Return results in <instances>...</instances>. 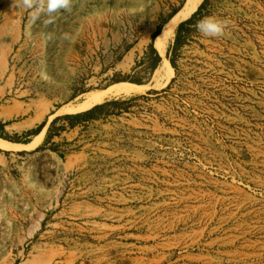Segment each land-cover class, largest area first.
Masks as SVG:
<instances>
[{
	"label": "rangeland",
	"instance_id": "374dc122",
	"mask_svg": "<svg viewBox=\"0 0 264 264\" xmlns=\"http://www.w3.org/2000/svg\"><path fill=\"white\" fill-rule=\"evenodd\" d=\"M202 1L161 54L186 0H0V143L28 141L0 146V264H264V0H219L222 35L192 32L175 73Z\"/></svg>",
	"mask_w": 264,
	"mask_h": 264
},
{
	"label": "trees",
	"instance_id": "16d2710c",
	"mask_svg": "<svg viewBox=\"0 0 264 264\" xmlns=\"http://www.w3.org/2000/svg\"><path fill=\"white\" fill-rule=\"evenodd\" d=\"M218 2L219 0H203L201 2V4L198 6L197 10L192 14V16L187 19L186 21L182 22L176 31L175 34V39H174V43L173 46L169 49V52L167 53V59L169 61V64L171 66V68L175 71V73H178L177 71V66H176V60H177V52L178 50L182 47V45L184 44V42L191 36L192 32H195L197 30V23L205 20V19H209L215 16V14H217L218 12ZM170 19V18H169ZM161 27H158L156 32L151 36V44L148 47V52L147 55L151 56V60L153 62V70L157 67L158 63L161 61V58L159 57V55L157 54V52L155 51V49L153 48V43L155 41V39L160 35L161 33ZM123 81H127L133 84H137L140 85L141 80L136 79L133 76H126L123 78ZM175 79H172L171 82L168 84V86L157 92V91H150L148 94H159V93H166L171 89L172 84L174 83ZM123 102L118 101V100H112L109 102H105L101 105H96L93 108H91L90 110L77 114V115H72V116H65L64 120L67 121H81V122H90L93 120H96L100 117L106 116L107 113V109L109 107L112 106H119L122 105ZM60 118H56L55 120H53V122L51 123V128L54 127L55 123L60 121ZM45 127V124H41L40 126H38L36 128V130L30 131V132H26L24 133V137L29 138L31 136H37ZM69 127L72 128L73 125L69 124ZM0 130H3V125L0 124ZM50 136H48L49 138ZM2 139L7 140L9 142H11V144L13 143H23V144H27L28 141H21L19 138L20 137H4L1 136ZM47 138V139H48ZM8 142V143H9Z\"/></svg>",
	"mask_w": 264,
	"mask_h": 264
},
{
	"label": "bare ground",
	"instance_id": "6f19581e",
	"mask_svg": "<svg viewBox=\"0 0 264 264\" xmlns=\"http://www.w3.org/2000/svg\"><path fill=\"white\" fill-rule=\"evenodd\" d=\"M200 1L201 0H188L187 6L184 8V10L178 13L172 21L170 20V22L166 25L165 29L163 30L162 34L157 38L155 42V49L157 51H159L161 54L164 53L166 43L168 39L173 35L176 25L180 21L188 17L190 13L196 8V6L199 4ZM161 71L163 73L162 75L166 79H168L172 74L171 68L167 65V63H165L161 67ZM139 89L140 88L136 86H127V85L117 86L106 92L89 95L82 105H80L79 107L73 110L89 109L92 106L98 103H101L102 101H104L105 99L111 96L129 95V94L137 92ZM38 142H39V139L35 141L30 146V148H33ZM0 146L4 149H8L10 147L8 143H0Z\"/></svg>",
	"mask_w": 264,
	"mask_h": 264
},
{
	"label": "clouds",
	"instance_id": "9594fccd",
	"mask_svg": "<svg viewBox=\"0 0 264 264\" xmlns=\"http://www.w3.org/2000/svg\"><path fill=\"white\" fill-rule=\"evenodd\" d=\"M25 6L31 8L32 0H24ZM70 5V0H49L47 11L49 13L55 12L60 8L67 9ZM197 29L202 32L205 36L218 37L223 33L222 22L215 21L212 19H205L197 23Z\"/></svg>",
	"mask_w": 264,
	"mask_h": 264
},
{
	"label": "water",
	"instance_id": "95a60500",
	"mask_svg": "<svg viewBox=\"0 0 264 264\" xmlns=\"http://www.w3.org/2000/svg\"><path fill=\"white\" fill-rule=\"evenodd\" d=\"M186 6H187V0H186V2H185L184 6L182 7V9H184ZM182 9H181V10H182Z\"/></svg>",
	"mask_w": 264,
	"mask_h": 264
},
{
	"label": "crops",
	"instance_id": "0c3cea01",
	"mask_svg": "<svg viewBox=\"0 0 264 264\" xmlns=\"http://www.w3.org/2000/svg\"><path fill=\"white\" fill-rule=\"evenodd\" d=\"M12 145H20V144H12ZM21 146H24V145H21Z\"/></svg>",
	"mask_w": 264,
	"mask_h": 264
}]
</instances>
